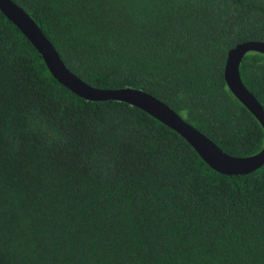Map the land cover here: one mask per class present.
Segmentation results:
<instances>
[{
  "label": "trees",
  "instance_id": "trees-1",
  "mask_svg": "<svg viewBox=\"0 0 264 264\" xmlns=\"http://www.w3.org/2000/svg\"><path fill=\"white\" fill-rule=\"evenodd\" d=\"M11 1L85 83L150 94L228 155L262 149L223 74L264 42V0ZM239 73L264 110V55ZM0 264H264V166L217 173L145 112L76 96L0 13Z\"/></svg>",
  "mask_w": 264,
  "mask_h": 264
},
{
  "label": "water",
  "instance_id": "water-1",
  "mask_svg": "<svg viewBox=\"0 0 264 264\" xmlns=\"http://www.w3.org/2000/svg\"><path fill=\"white\" fill-rule=\"evenodd\" d=\"M0 13L20 31L40 54L50 75L76 96L91 102H123L145 112L183 138L200 159L217 173L227 176L247 175L264 166V145L259 152L247 157L228 155L209 138L185 122L165 103L150 94L129 87L99 89L85 83L66 68L38 25L11 0H0ZM250 52L264 55V42L247 41L230 49L224 65V81L230 93L253 115L264 131L263 107L246 89L239 73L242 59Z\"/></svg>",
  "mask_w": 264,
  "mask_h": 264
}]
</instances>
